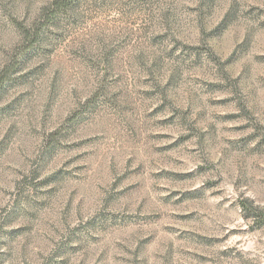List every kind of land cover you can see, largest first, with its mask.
Wrapping results in <instances>:
<instances>
[{"label":"rangeland","instance_id":"374dc122","mask_svg":"<svg viewBox=\"0 0 264 264\" xmlns=\"http://www.w3.org/2000/svg\"><path fill=\"white\" fill-rule=\"evenodd\" d=\"M0 264H264V0H0Z\"/></svg>","mask_w":264,"mask_h":264}]
</instances>
